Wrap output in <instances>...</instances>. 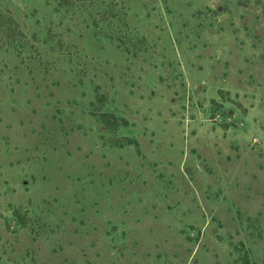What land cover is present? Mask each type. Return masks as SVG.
Instances as JSON below:
<instances>
[{
  "label": "rangeland",
  "instance_id": "1",
  "mask_svg": "<svg viewBox=\"0 0 264 264\" xmlns=\"http://www.w3.org/2000/svg\"><path fill=\"white\" fill-rule=\"evenodd\" d=\"M0 264H264V0H0Z\"/></svg>",
  "mask_w": 264,
  "mask_h": 264
}]
</instances>
